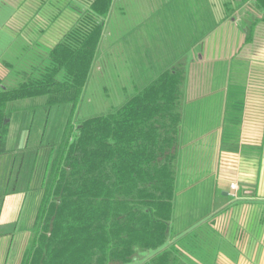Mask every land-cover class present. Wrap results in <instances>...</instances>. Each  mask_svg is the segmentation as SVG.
<instances>
[{"label": "crops", "instance_id": "1", "mask_svg": "<svg viewBox=\"0 0 264 264\" xmlns=\"http://www.w3.org/2000/svg\"><path fill=\"white\" fill-rule=\"evenodd\" d=\"M88 1L0 0V15L6 14L2 21L11 38L50 48L76 23V6L87 8ZM255 6V0H113L105 19V67L94 69L107 81L105 90L134 92L173 64L185 68L173 232L184 234L200 224L195 245L180 243L190 264H264V61L254 55L263 54L264 45L256 46V33L246 41L248 21L261 14ZM55 109L49 119L46 108L36 114L24 110L19 118L14 113L8 135L13 121H24L36 134L48 122L49 130ZM9 155L2 160L7 168ZM1 192L0 264L9 263L16 247L10 264H19L42 191L16 186ZM27 197L30 223L19 234L14 228Z\"/></svg>", "mask_w": 264, "mask_h": 264}, {"label": "trees", "instance_id": "2", "mask_svg": "<svg viewBox=\"0 0 264 264\" xmlns=\"http://www.w3.org/2000/svg\"><path fill=\"white\" fill-rule=\"evenodd\" d=\"M112 2L76 6V23L55 46L25 40L0 59L7 69L0 76V156L11 153L10 121L19 104L49 114L70 107L63 137L46 146L41 201L19 264H190L180 243L195 245L200 224L173 232L185 68L173 64L134 92L105 90L94 69L105 67L101 45ZM255 2L261 14L248 24L246 41L264 21V0ZM96 84L103 88L90 93ZM90 94L107 107L77 116Z\"/></svg>", "mask_w": 264, "mask_h": 264}, {"label": "rangeland", "instance_id": "3", "mask_svg": "<svg viewBox=\"0 0 264 264\" xmlns=\"http://www.w3.org/2000/svg\"><path fill=\"white\" fill-rule=\"evenodd\" d=\"M4 15L6 14L4 13L3 15H0V59L4 57V55L9 56L8 54L13 50V47H15L14 45H22V43H24V41L26 40L25 38H18V39L15 38L14 39L10 37L8 31L6 30V28H4L5 24L2 21L3 19L6 18ZM249 23L250 21H248L247 26ZM244 24L246 23H243V25ZM254 33H256V37L254 39L256 38L258 39L256 46L259 45L258 48L262 49L264 45V23L259 22L255 27ZM254 55H255V58H257L258 60L264 61V52L263 54L257 53ZM6 73H7V69L0 62V76L3 77ZM97 91L98 90L95 89L93 91L90 90L89 92L90 93L93 92L96 94ZM24 106L25 105L19 104L18 107L20 110H17L19 112H16V111L14 112L16 113L18 118L21 115L20 112H24V110L25 111L31 110L27 107L23 108ZM77 107H78L77 108L78 112L76 113V115L81 117L84 115L93 114L97 112V110H104L107 106H105L104 102H102V97L98 95L91 96L90 94L87 97H84V99L80 102V104ZM38 108L45 109V107H38ZM53 108L54 109L56 108V109L54 110L53 117H52L53 123L50 125L49 130L46 125L48 122L46 121L47 123L44 125L45 127L43 128V130L41 131L39 130L37 134H36V131L34 133L33 131L29 130V128H27L28 124L24 126L25 124L24 121L23 122L21 121V123L18 125L16 124L15 121H13V123H15L14 129H13L14 133L12 136H11L12 133L8 135V142H7V148L11 149V150L8 149L9 151H11L10 165L8 163L10 167V168L8 167L10 172L8 170L9 173L5 179H3V176H4V173L6 172V169L8 168L6 164H3L2 160L6 159V156H10V155L6 154V155L0 156V194H2L1 191L3 190L12 192V189H14L16 186L18 188L30 187L31 189L37 190L38 192L41 191V187H40L41 182L39 178H40V175L43 169L42 164H44L45 162L44 160L49 155V151H48V148H46V146L53 142L60 140L63 137L62 135H63L64 129L67 126V119L70 113V107L68 105L56 106V107L54 106ZM36 113L37 112H35L34 114ZM48 116L50 118L51 114H48L47 118ZM39 117L40 116H38V119ZM14 119L15 117L13 118V120ZM38 119H37V122H38ZM32 128L35 129L36 127L32 126ZM41 142L43 145H41ZM22 156L23 157L25 156V157H24V161L21 164ZM19 170H20L19 177H17V172ZM29 198L30 197H27L26 204L21 206L22 209L23 208L24 209L21 211L22 213L20 216L19 225L17 224L19 228L18 227L14 228V232L20 231L19 234H22L26 226L30 223L28 222L29 221L28 219H29V213L32 211V208H31V204L28 202V200H31ZM244 214H241V216L243 215L245 217L247 216L248 213H244ZM225 218L223 219L225 220ZM18 250H19L18 247L14 248L13 258H11L10 261H13L15 259L16 252ZM10 261L8 264L11 263Z\"/></svg>", "mask_w": 264, "mask_h": 264}, {"label": "built area", "instance_id": "4", "mask_svg": "<svg viewBox=\"0 0 264 264\" xmlns=\"http://www.w3.org/2000/svg\"><path fill=\"white\" fill-rule=\"evenodd\" d=\"M231 187L235 188L233 184L231 185Z\"/></svg>", "mask_w": 264, "mask_h": 264}]
</instances>
